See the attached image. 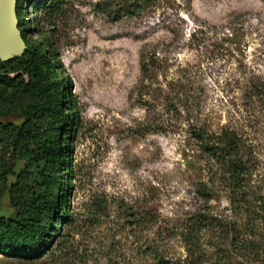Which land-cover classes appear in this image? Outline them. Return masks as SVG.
Returning <instances> with one entry per match:
<instances>
[{"label": "rangeland", "instance_id": "1", "mask_svg": "<svg viewBox=\"0 0 264 264\" xmlns=\"http://www.w3.org/2000/svg\"><path fill=\"white\" fill-rule=\"evenodd\" d=\"M128 3L18 0L25 39L43 46L50 82L76 105L68 158L71 218L56 227L60 235L38 257L0 254V264H160L152 249L162 264L241 261L228 248L218 255L209 249L200 263L183 262L177 233L201 213L230 220L242 235L255 233L261 260L249 264H264V0H154L135 14ZM29 48L0 73L28 80L14 68ZM34 104L27 90L12 94L0 84L2 123L20 125ZM194 123L233 128L250 146L248 205L232 207L219 182L207 202L196 195L212 171L191 136ZM13 155L0 145V164H14L7 186H0L6 217L14 214L8 188L16 174H26L33 191L43 189L34 159ZM57 177L63 181L60 172ZM52 190L62 195L59 185Z\"/></svg>", "mask_w": 264, "mask_h": 264}, {"label": "trees", "instance_id": "2", "mask_svg": "<svg viewBox=\"0 0 264 264\" xmlns=\"http://www.w3.org/2000/svg\"><path fill=\"white\" fill-rule=\"evenodd\" d=\"M153 1L129 0L128 11L135 14ZM19 29L26 46L30 45V48L24 53L27 58L21 59L14 71L22 70L30 78L25 80L18 73L14 76L0 73V84L9 86L12 94L27 90L34 96L36 104L31 105L30 113L20 125L0 121V145L12 148L15 154L12 158L30 156L34 159L43 189L40 193L33 191L27 184L28 176L23 172L16 174V182L8 188L14 214L12 217L0 215V254L33 259L47 250L52 240L60 235V228L56 227L67 224L71 218L67 210L72 176L68 158L77 117L71 94L67 95L64 88H56L55 83L49 80L48 69L42 65L47 56L43 46L31 45L25 39L23 30ZM10 62H0V70ZM140 68L142 73L147 70L143 63ZM190 129L205 164L212 171L208 181L200 183L196 195L207 202L214 192L215 182H219L227 190L232 207L248 205L252 195L247 190V183L254 159L250 146L235 129L227 126L211 129L208 125L194 123ZM62 142L65 147H62ZM31 144L35 145L33 149ZM13 168V163L1 162V187L7 186L6 176L14 174ZM57 172L62 174L63 181L57 177ZM57 185L60 186L61 196L52 190ZM260 212L253 219L261 218ZM247 213L251 212L248 210ZM145 215L151 221L156 219L150 211H146ZM232 223L209 213L196 214L188 219L177 233L185 250L183 262L200 263L209 249L218 255L219 251H230L228 248L237 250L241 257V261L229 260V264H249L261 260L262 250L255 233L242 235ZM214 228L219 231L218 235L209 232ZM151 253L160 264L166 263L158 249H152Z\"/></svg>", "mask_w": 264, "mask_h": 264}, {"label": "water", "instance_id": "3", "mask_svg": "<svg viewBox=\"0 0 264 264\" xmlns=\"http://www.w3.org/2000/svg\"><path fill=\"white\" fill-rule=\"evenodd\" d=\"M25 48L17 18V0H0V61L21 55Z\"/></svg>", "mask_w": 264, "mask_h": 264}]
</instances>
